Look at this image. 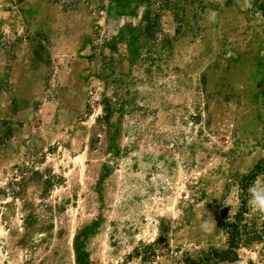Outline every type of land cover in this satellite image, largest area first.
Masks as SVG:
<instances>
[{"label":"rangeland","instance_id":"374dc122","mask_svg":"<svg viewBox=\"0 0 264 264\" xmlns=\"http://www.w3.org/2000/svg\"><path fill=\"white\" fill-rule=\"evenodd\" d=\"M257 178L264 0H0V264H264Z\"/></svg>","mask_w":264,"mask_h":264},{"label":"clouds","instance_id":"9594fccd","mask_svg":"<svg viewBox=\"0 0 264 264\" xmlns=\"http://www.w3.org/2000/svg\"><path fill=\"white\" fill-rule=\"evenodd\" d=\"M250 193V197L248 200L249 206L254 210L258 211L261 214H264V182H262L259 178L254 181L253 185H251L248 189ZM208 222L205 221L203 227H207Z\"/></svg>","mask_w":264,"mask_h":264},{"label":"trees","instance_id":"16d2710c","mask_svg":"<svg viewBox=\"0 0 264 264\" xmlns=\"http://www.w3.org/2000/svg\"><path fill=\"white\" fill-rule=\"evenodd\" d=\"M238 236H239V234L237 233V232H235V231H233V232H231V234H230V236H229V243H230V245H229V248L231 249V248H233V246H234V242H236V240L237 239H239L238 238ZM229 253V252H228ZM228 253H226V254H221L220 256H218V257H221L222 259H224V258H227L228 257ZM224 255V256H223Z\"/></svg>","mask_w":264,"mask_h":264}]
</instances>
